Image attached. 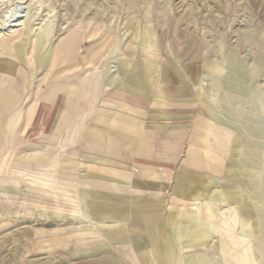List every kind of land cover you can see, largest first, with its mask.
I'll list each match as a JSON object with an SVG mask.
<instances>
[{
  "label": "rangeland",
  "instance_id": "obj_1",
  "mask_svg": "<svg viewBox=\"0 0 264 264\" xmlns=\"http://www.w3.org/2000/svg\"><path fill=\"white\" fill-rule=\"evenodd\" d=\"M20 8L18 26L0 33V158L19 157L21 144L27 156L48 148V166L17 171L19 163L6 170L0 162V185L8 187L0 188V211H9L0 264H96L93 256L78 260L80 248L59 238L81 229L64 219L81 216L77 188L67 185L81 170L80 149H64L79 140L80 125L78 118L63 120L79 84L94 85V97L114 90L172 94L185 111L177 112L185 142L219 144L217 202L223 198L227 210L233 192L231 210L253 209L247 230L263 229L264 248V217L253 215L264 213V0H0V21ZM210 124L229 129L215 132ZM33 141L44 148H30ZM89 227L82 230L93 240Z\"/></svg>",
  "mask_w": 264,
  "mask_h": 264
},
{
  "label": "crops",
  "instance_id": "obj_2",
  "mask_svg": "<svg viewBox=\"0 0 264 264\" xmlns=\"http://www.w3.org/2000/svg\"><path fill=\"white\" fill-rule=\"evenodd\" d=\"M160 68L172 69L168 65ZM79 85L78 90H74L76 97L65 108L63 120L66 123L78 118L80 125L77 128L79 140L71 146L65 144L64 149L75 146L80 149V154H75L79 156L75 162H79L81 168L78 180L71 175L67 185L77 188L81 216L64 219L81 223V229L80 234L74 236L70 230L62 232L61 244L79 247V251L74 252L78 254L75 257L83 260L93 256L96 264L264 262L263 229L256 227L257 237L250 235L245 221L248 214L254 213L253 209L242 206L241 212L231 210L235 202L233 192L227 202L231 209L222 208L223 198L217 202L219 195H223L217 193L219 186L216 185L220 180L216 176L224 170V156L216 154L219 144L194 138L185 142L184 117L177 113L185 111L172 94L168 97L165 90V95L159 91L157 96L149 97L140 91L119 94L122 91L114 90L111 94L94 97V85L88 88ZM93 103L95 108L91 106ZM92 120L95 123L89 129L88 121ZM209 126L215 132L229 129L215 124ZM93 130L94 134L89 132ZM70 134L67 131L65 136ZM88 139L94 142L90 144L94 148L88 149ZM21 146L17 148L19 157L0 158L6 170H11L15 163L20 165L16 166L17 171L23 165L36 170L40 165L48 166V160L43 159L46 155L42 153L48 152V148L27 156L23 155L24 145ZM40 146L39 141H33L30 148ZM90 161L94 163L90 164L93 169L88 174ZM5 176L7 181V173ZM0 188L8 190L7 186L0 185ZM8 215L9 211H0V240L1 233L8 230ZM253 215L259 219L264 217L262 211ZM87 225L96 232L93 240H88L87 232L82 230L88 228ZM44 234L55 241L51 230ZM248 238H255L251 240V254Z\"/></svg>",
  "mask_w": 264,
  "mask_h": 264
},
{
  "label": "bare ground",
  "instance_id": "obj_3",
  "mask_svg": "<svg viewBox=\"0 0 264 264\" xmlns=\"http://www.w3.org/2000/svg\"><path fill=\"white\" fill-rule=\"evenodd\" d=\"M25 8V7H24ZM10 12V11H9ZM18 12H21V8H20V10H18V9H16V11H13L12 13H11V17L10 18H7V16L9 15V13H8V15L4 18V20H1L0 21V33H3V34H5V32H4V30L3 29H5V28H7V29H9V28H11V27H16V26H18V24L17 23H15L16 21H17V16H16V14H18ZM2 35V34H1ZM0 35V36H1Z\"/></svg>",
  "mask_w": 264,
  "mask_h": 264
}]
</instances>
